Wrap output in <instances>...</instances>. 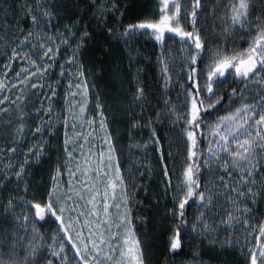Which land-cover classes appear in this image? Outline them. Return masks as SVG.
<instances>
[{
	"label": "snow or ice",
	"instance_id": "snow-or-ice-1",
	"mask_svg": "<svg viewBox=\"0 0 264 264\" xmlns=\"http://www.w3.org/2000/svg\"><path fill=\"white\" fill-rule=\"evenodd\" d=\"M257 5L259 13H264V0H218L215 5L220 9V19L225 33L244 30L248 34L247 46L239 50L224 45L213 47L202 38L197 27V21L205 10L201 0H185L183 4L182 0H159V14L156 17H146L128 23L120 33L122 38L127 40L137 31L143 30L162 43L166 31L172 33L179 38L182 53L186 54L183 62L189 65L187 80L190 86L183 88L185 99L183 111L178 112L174 105L168 104L165 100L172 122L175 124L182 121L183 134L187 137L186 162L174 187L168 178L167 166H163L166 190H170L168 194L173 202V208L168 211L176 221L169 237L171 249L181 247L182 227H190L199 235L213 237L218 230L228 231L234 224L242 223L252 227L246 218L250 207L249 201L245 198L250 197V202L255 203V197L264 194V87L250 101L244 102L242 99L222 115H217L213 119L204 118L209 115L208 110L215 111L216 107L224 103V97L218 94V88H214V85H219L228 78L226 72L245 82L256 81L264 85V16L254 12V6ZM100 8L103 10V5H100ZM36 10L33 12L31 5L24 6V11L30 16L32 23L28 30H24L23 34L18 36V43L13 44L10 54L5 59L6 67L10 66V61L16 57L28 61L27 65L20 66L21 71L15 72V83H21L19 78L25 73L26 78L32 77L34 75L32 66L35 72H44L49 67L47 61L56 54L55 49L59 47L58 44H54L56 37L46 27L51 23L53 16L50 7H41L40 3H37ZM182 20L187 23V27ZM65 27L70 33V28L67 25ZM109 31L111 32V29ZM59 35L63 43L64 35L63 33ZM37 45L41 58L46 61L43 65L37 64V60L33 59L28 51L35 50ZM68 59L71 60L72 57L69 56ZM160 59L164 86L167 87L170 81L168 66L163 63V57ZM198 60L202 64L199 69ZM61 70L63 71V68ZM69 83L71 84V81ZM6 87L11 85H5L3 80H0V92ZM32 87H36V84ZM86 91L85 85V93ZM236 95L237 90L233 88L228 99L231 100ZM3 99L7 100L8 97L4 96ZM20 99H23V96ZM133 99L136 101L144 99V89L139 82L135 86ZM97 107L99 108V105ZM80 110L83 112V104L80 105ZM35 111L39 112L41 109ZM20 115L23 116V113ZM100 117V127L106 130L103 112H100ZM49 122L51 123V120ZM133 123L135 124V121ZM201 125H205V128L202 129ZM24 127L23 124L18 125L17 132L23 134ZM40 130L41 125L37 124L35 131ZM201 133L205 134L206 150L199 148L198 135ZM152 136L158 144L159 140L155 137L154 130ZM19 139L20 135L14 137L13 146L7 149L8 153L22 147L15 143ZM104 140L108 145L109 172L103 192L99 190L97 183L92 181L91 176L87 175L89 161L84 162L86 166L81 170L78 164L73 166L69 159L65 166L70 179L67 181V189L63 192L61 191L63 185L59 183L61 169L57 166L51 175L50 186H45L43 190L28 192L25 181L23 186L25 195L15 199L10 197L0 206V217L9 218L11 225L10 228L6 225L3 235H0V264H70L68 247L73 249L71 264H144L140 241L135 238L127 215L119 217V221L124 222L119 224V227L125 234L122 237L123 244L119 248V257L114 259L117 251L114 245H120L121 241L119 238L115 241L112 239L118 237V233L112 230L109 220V195L113 197L116 195L114 190L123 185L124 178L118 163L114 175L111 174V162L115 160L111 135L106 133ZM67 143L66 136V155L71 158L73 153L67 151ZM34 147L36 145L32 144L24 148V161L16 166L14 172H5L4 175L6 177L14 175L17 181H24L25 164L40 155V151L33 152ZM38 147L43 149L44 144L40 143ZM103 155L101 152L100 157ZM213 164L218 170L223 169L226 175L217 177L218 185L206 179L202 187L201 166L208 167ZM100 167H97L95 173L98 178L101 175ZM81 171L86 183L76 178V173ZM73 180L81 184L86 192L72 187ZM214 187L224 190L228 207L220 214L219 219L210 220L209 216L220 204L218 197L221 193H214L211 190ZM121 199L126 201L127 196L121 195ZM191 200L198 203L196 219L189 226L185 217V206ZM80 201H84V204L81 205ZM98 204L102 207L98 208ZM84 206H89L90 211L83 212L81 209ZM116 207L118 208L119 204ZM93 214L97 219H88ZM82 216L84 219H81ZM47 217L54 218L57 226L56 230L46 235L36 225L45 221ZM84 227L89 229L87 233L84 232ZM105 227L108 228L107 235ZM253 231L256 235L253 237L254 243L247 244V251L244 252L245 264H264V220L258 224V232L255 228ZM72 233H75V236ZM4 240H9L6 246ZM223 243L230 244L231 239L224 240Z\"/></svg>",
	"mask_w": 264,
	"mask_h": 264
},
{
	"label": "trees",
	"instance_id": "trees-1",
	"mask_svg": "<svg viewBox=\"0 0 264 264\" xmlns=\"http://www.w3.org/2000/svg\"><path fill=\"white\" fill-rule=\"evenodd\" d=\"M115 1L119 9L110 12L109 6L102 0H46V2L45 0H0V79L8 68L5 65L8 51L14 43H18V36L22 35L24 30H28L31 24L30 16L24 11L25 5H31L33 11H36L37 3H40L41 7H50L53 12L50 27L59 25V28H62L74 24L75 28H78L76 35L81 41L76 52L75 64L84 72L89 84L91 98L89 112L95 114L96 110L103 112L121 175L124 178L131 219L137 239L140 241L144 264H245L244 252L247 251L248 240L252 239L254 243L253 237L256 232L252 230L251 233H246L245 230L250 227L242 223L234 224L228 231L218 230L214 237L199 235L190 227H182L181 247L170 248L169 237L176 221L168 211L173 208V202L168 194L170 190H166L163 166H167L168 178L171 179L174 187L178 178L181 177L182 168L186 162L187 137L183 134V122L177 121L174 124L167 111L168 104L173 105L174 98L179 96V91L174 90L175 86L171 81L168 82L167 87L164 86L160 58L163 57V63L167 64L170 70L175 56L174 53L171 55V50L168 51L169 42L180 41L174 34L166 31L165 40L162 43L143 30L137 31L125 40L120 35L125 25L142 18L156 17L159 14V7L154 8V3H149L150 0ZM100 5H103V10ZM212 6L216 8L214 4ZM216 14L215 17L218 16V13ZM220 21L210 19L206 22H197L202 38H206L208 33L228 36L229 32L223 31L224 26ZM182 23H185V27L188 26L183 20ZM82 34L83 39H81ZM17 59L22 60L19 57ZM18 63L17 60L10 61L9 67L12 71L13 65ZM188 67L189 65H186L185 87L190 86L187 80ZM197 67L198 69L202 67L199 60ZM227 74L229 73L226 72ZM9 77L13 84L8 87V90L12 91L8 93L5 88L0 92V104L4 102L3 97L7 96L5 103L12 107L16 94L13 91L16 85L15 74L11 72ZM21 78L27 84V89L21 94L23 99L19 97V101L24 104L20 108L25 123H28L30 127V133L28 132L27 135H32L37 124L41 125V130L35 131L34 134L38 137V140L35 138L37 144L33 143L36 145L33 152L40 151V155L25 164L24 181H17V178L12 175L2 183L0 206L10 197L15 199L25 195L23 190L25 181L28 192L43 190L45 186H50L53 171L65 161L63 125L57 118L58 113H51V123L48 121L49 115L36 114L34 107L39 106L41 94L37 90H31L33 80L26 78V73ZM26 79L27 82H25ZM137 82L144 89L142 101L133 99ZM253 85L264 86L256 81L245 82L232 75L229 80L220 84L219 95L224 97V103L216 107L215 111L208 110L209 115L204 118L210 119L225 108V105L231 101L228 99L231 89L235 88L238 95L242 90ZM183 88L182 97L184 96ZM234 97L237 96L231 99ZM53 104L54 110L61 112L60 107L63 105L61 100L56 98ZM176 109L182 112L183 106L177 105ZM16 112L13 111V114L15 115ZM19 113L21 114V111ZM3 116L1 117L4 118ZM8 119L11 118L8 117ZM5 120L6 118L3 119ZM203 126L201 125V128ZM153 130L155 137L159 140L158 144L152 136ZM17 135L18 133L13 134L7 128L0 129V139L9 145L14 142V137ZM204 135V133L198 135L201 150L207 148ZM48 136L50 142L47 140ZM22 141H15L18 145L24 146L13 152L17 158H20L23 149L29 146ZM40 143L44 144L43 149H39ZM177 144H179L178 148ZM201 173H203L200 176L203 187L208 175L203 165ZM211 190L214 193L217 192L216 187ZM255 201L258 202L259 211L249 212L246 217L251 226L257 224L264 216V194L257 195ZM197 203L191 200L185 206V217L189 226L196 219ZM215 215L214 213L209 216V219L211 220ZM6 225L11 227L9 218L0 217V235H3ZM56 226L57 222L51 217H47L45 221L36 225L46 235L47 231L56 230ZM227 239H231L230 244L223 243ZM3 243L6 246L9 240H4ZM67 252L71 264L73 249L68 247Z\"/></svg>",
	"mask_w": 264,
	"mask_h": 264
},
{
	"label": "rangeland",
	"instance_id": "rangeland-1",
	"mask_svg": "<svg viewBox=\"0 0 264 264\" xmlns=\"http://www.w3.org/2000/svg\"><path fill=\"white\" fill-rule=\"evenodd\" d=\"M106 5L109 6L108 10L110 12H115L117 11L118 4L116 3L115 0H102ZM202 4L204 5V13L202 16L198 19L197 22H206L211 19V21H217L221 20L220 19V9L214 8L212 4L216 5L218 0H201ZM185 2V0H182V4ZM149 3H154V8L159 7V0H150ZM159 9V8H158ZM211 9H214L212 12ZM219 11H218V10ZM254 12L259 13L258 5L254 6ZM37 11V10H36ZM33 11V12H36ZM218 13V16L215 17ZM260 15L264 16V13H259ZM31 19V18H30ZM221 22V21H220ZM32 23V22H31ZM47 29L56 37L54 40V44H58L59 47L55 49V55L52 56L50 60L47 62L49 63V67L42 73L40 72H35L34 66L31 67V70H33L34 75L32 77H28L29 80H33V84H36V87H31V90H37L39 94H41V99L39 100V106L34 107V109H41V111L36 112L38 115H49L51 120L52 115L51 113H58L57 118H59L61 124L63 125V142H64V147H65V139L66 136L68 138V143H67V151H71L73 153V156L71 158H68L67 155L65 154V161L64 163L61 164L60 169H61V175L59 177V183L63 185L61 191L63 192L65 189H67L68 184L67 181L70 179L68 176V169L66 168V161L69 159L71 160V163L73 166L79 165L81 170L86 166L85 161H89L90 163L88 164L89 167V172L87 175L91 176V179L93 182L97 183V187L101 192L104 190V186L107 183V174L109 170L107 169V165L109 164V153L107 151L108 145L107 142L104 140V136L106 133L108 134V130L102 129L100 127V111L96 110L95 113H90V107H91V98H90V92H89V84L86 79V75L84 72L75 64V56L76 52L78 51V47L81 43L79 41V36L76 35L78 33V28L76 29L75 25L73 24L72 26H68L70 28V33L69 31L66 30V27L59 28V25H55L53 27H50L49 25L46 26ZM59 30V32H57ZM59 33H63L64 35V42L61 43L60 40V35ZM205 41L210 42L213 47L217 45H224L228 48L232 49H242L247 46V41H248V34L244 30H237V31H230L228 36H222L221 34H214V33H208L206 35V38H203ZM169 49L168 51L171 50V55H173L175 58L172 59V66L170 70H168V74L170 77L171 83L174 84L175 91H179V96L175 97L173 105L177 107L183 106L185 104V99L184 96L182 97V88L185 87V68L186 64L183 62L185 59L184 53H182L181 47H180V42L174 40L169 42ZM11 51V50H10ZM10 51L8 53L10 54ZM31 57L33 59L37 60V64L43 65L46 61L41 58L40 56V51H39V45H37V48L35 50L29 49L28 50ZM71 56L72 59L69 60L68 57ZM17 60L19 63L17 65H13V71L12 69L8 66L6 68V72L3 73V77L0 80H3L5 85H11L13 84L12 81L9 80V75L12 74L14 75L16 71L20 70L21 71V65H27L28 61L27 60H21L19 61L16 58L12 59V62ZM206 62V61H205ZM63 68V71L61 70ZM83 73L81 76L80 73ZM226 75V74H225ZM228 78L224 79V81L229 80L232 75L227 74L226 75ZM41 77V78H39ZM20 79V78H19ZM201 81L203 77H200ZM37 80H39V83H37ZM21 83H15V102L13 103V106H7L5 103V100L3 103L0 104V129H8L9 132L15 134L17 132V126L20 124H23L24 127V132L23 134L18 133L20 135V140H23L22 142L25 143V145H32L33 143L37 144L38 137H36L35 131H33L32 135L27 133H30V127L29 124L25 123L24 116L20 115L21 110V105H24L23 102L19 101V97H21L22 93L27 89V84L24 83L22 78L20 79ZM71 81V84L69 83ZM222 84V83H221ZM85 85L87 87V91L85 93ZM183 86V87H182ZM182 87V88H181ZM264 87V86H263ZM214 88H218V94L220 93L221 86L219 85H214ZM262 87H258L257 85H253L252 87H248L245 90H242L240 94L236 95L237 97H234L229 101L227 105H225V108L210 117V119H213L217 115H222L224 112L230 110L231 107L236 106L242 99L244 102H248L251 99L255 98L258 91ZM8 90V87H6ZM17 89V91H16ZM12 91V90H11ZM8 90V93L11 92ZM54 92V94H53ZM9 95V94H7ZM4 98V97H3ZM56 98H59L62 102V106L60 107L61 112H57L54 110V100ZM83 104L84 110L81 112L80 110V105ZM49 105L51 107L49 108ZM43 109H48L47 111H44ZM13 111H17L16 114H13ZM4 115L2 118L1 116ZM11 119H8V117ZM3 121V119H5ZM205 128V125L203 126ZM202 128V129H203ZM12 129V130H11ZM36 129V127H35ZM34 129V130H35ZM210 135V134H209ZM51 136V135H49ZM48 136V142H50V137ZM37 140H36V139ZM9 145V143L3 141L0 139V181L4 183V181L9 179V176H5V172H14L16 166H18L21 162L24 161V154L20 158H17L13 155L12 153H8L7 149L11 148L13 145ZM113 146V145H112ZM177 148L179 147V144L176 145ZM22 147H24L22 145ZM114 148V147H113ZM66 152V149H65ZM103 152V157H100V153ZM115 154V150H114ZM3 155V156H2ZM31 156L32 154L29 153ZM21 162H20V161ZM29 161V160H28ZM112 169H111V174L114 175V169L117 164V157L115 155V160L112 162ZM100 167V172L101 175L98 178L96 176V170L97 167ZM205 167V166H204ZM14 170V171H13ZM73 170H75L73 168ZM205 171L207 172L208 175H206L207 180L213 182L214 184H219V181L217 177L219 176H224L226 175L225 171L223 169H217L215 165L213 164L212 166L205 167ZM76 178L80 179L82 182L86 183L87 181L84 180V174L83 172H77L76 173ZM2 183H0V189L2 188ZM173 183V182H172ZM72 187L81 189V184H77L75 180H73ZM217 192H220L221 195L218 197V199H221V203L218 205L217 209L213 210V214L215 213V217L211 218L213 219H218L219 215L225 211V209L228 207L227 202L225 200V193L222 188H216ZM116 195L113 197L111 194L109 195V220L111 221L112 224V230L116 231L118 233V237H113V241H115L117 238L120 239L121 244L120 245H114L117 249L114 259L119 257V248L123 244V235L125 234L123 232V229L119 227V224H123V221H119V217L121 215H127V217L131 221V227L132 231L135 234V238H137L134 227H133V220L131 219V210L129 209V199L127 198L126 201L121 199V195H126V188L123 185L117 187L115 190ZM216 193V192H215ZM99 199V197L97 198ZM247 201H249V207H250V212L254 213L259 211V205L257 204L258 202L255 201V203H251V198L246 197L245 198ZM256 199V197H255ZM71 203V201L69 202ZM80 204L83 205L84 201H80ZM119 204V207L117 208L116 205ZM98 208H101L102 205L98 204ZM83 212L87 213L90 211L89 206H84L81 209ZM231 210V209H228ZM212 214V215H213ZM210 215V216H212ZM102 216V213H101ZM81 219H84L82 216ZM88 219H97L96 215L93 214L91 217H88ZM264 220V216L260 218V221ZM260 221L255 224L254 226L247 228L245 232L251 233L253 228L258 229V224ZM107 222H105L106 224ZM84 232L87 233L89 229L87 227L83 228ZM105 234H108V228H104ZM51 231H47V233H50ZM258 232V231H257ZM73 236H75V233H72ZM252 242V239L248 240V243Z\"/></svg>",
	"mask_w": 264,
	"mask_h": 264
},
{
	"label": "crops",
	"instance_id": "crops-1",
	"mask_svg": "<svg viewBox=\"0 0 264 264\" xmlns=\"http://www.w3.org/2000/svg\"><path fill=\"white\" fill-rule=\"evenodd\" d=\"M117 163H118V161H117ZM120 167V166H119Z\"/></svg>",
	"mask_w": 264,
	"mask_h": 264
}]
</instances>
